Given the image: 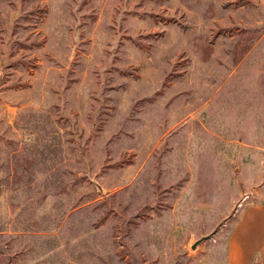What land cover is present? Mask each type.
<instances>
[{"label": "rangeland", "instance_id": "1", "mask_svg": "<svg viewBox=\"0 0 264 264\" xmlns=\"http://www.w3.org/2000/svg\"><path fill=\"white\" fill-rule=\"evenodd\" d=\"M263 204L264 0H0V264H228Z\"/></svg>", "mask_w": 264, "mask_h": 264}, {"label": "crops", "instance_id": "2", "mask_svg": "<svg viewBox=\"0 0 264 264\" xmlns=\"http://www.w3.org/2000/svg\"><path fill=\"white\" fill-rule=\"evenodd\" d=\"M228 264H264V204L244 211L229 241Z\"/></svg>", "mask_w": 264, "mask_h": 264}, {"label": "water", "instance_id": "3", "mask_svg": "<svg viewBox=\"0 0 264 264\" xmlns=\"http://www.w3.org/2000/svg\"><path fill=\"white\" fill-rule=\"evenodd\" d=\"M208 237L206 238H203L202 240H199L198 242H196L193 246V249H195L203 240L207 239Z\"/></svg>", "mask_w": 264, "mask_h": 264}]
</instances>
